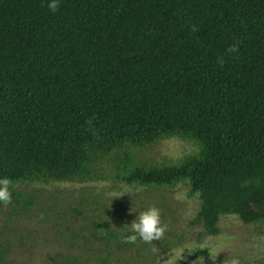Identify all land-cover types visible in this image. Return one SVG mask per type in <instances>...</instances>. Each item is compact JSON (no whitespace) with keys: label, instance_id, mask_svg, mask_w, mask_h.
<instances>
[{"label":"trees","instance_id":"16d2710c","mask_svg":"<svg viewBox=\"0 0 264 264\" xmlns=\"http://www.w3.org/2000/svg\"><path fill=\"white\" fill-rule=\"evenodd\" d=\"M47 3L0 0V177L13 196L36 184L132 189L113 206H41L29 193L24 213L53 211L59 249L48 264H158L181 236L165 228L125 243L130 227L117 218L161 208L185 182L201 201L192 226L218 235L235 214L259 228L264 0H60L56 12ZM172 137L199 151L169 166L142 157ZM8 232L0 264H21Z\"/></svg>","mask_w":264,"mask_h":264},{"label":"rangeland","instance_id":"374dc122","mask_svg":"<svg viewBox=\"0 0 264 264\" xmlns=\"http://www.w3.org/2000/svg\"><path fill=\"white\" fill-rule=\"evenodd\" d=\"M198 151L196 142L172 137L156 148L144 151L142 157L159 166H169L179 164L186 156ZM190 189L189 183H180L165 199L167 203L159 208L161 223L167 230L181 236L183 242L164 254L158 264H233L234 261L235 264H264V223L257 228L254 224H245L235 214H226L220 221V233L208 235L202 226L191 225L201 201L198 194L189 195ZM131 192V188H118L112 180L36 184L27 192L22 191V196H13L11 191V203H0V233L9 229L14 250L23 251L19 260L21 264H48L47 257L59 249L54 237L53 211L46 214L40 210L42 207L35 206L24 213L22 201L28 199L29 193L34 194L33 200L41 206L53 205L58 200L62 207H68L77 206L82 198L113 206L116 197ZM60 210L58 207L56 211ZM137 215L127 211L117 219L130 227ZM27 249H31V253H27ZM195 254L197 258L192 259Z\"/></svg>","mask_w":264,"mask_h":264},{"label":"clouds","instance_id":"9594fccd","mask_svg":"<svg viewBox=\"0 0 264 264\" xmlns=\"http://www.w3.org/2000/svg\"><path fill=\"white\" fill-rule=\"evenodd\" d=\"M60 0H48L47 7L51 12H56L59 9ZM238 44H233L226 50L228 53H237ZM217 63L223 65L224 57H217ZM12 181L10 178L0 177V203L9 204L12 201L10 186ZM165 226L161 223L160 210L156 207H149L141 211L130 223V234L123 237L125 243H135L137 238L150 242L154 239H159ZM235 264V261L233 262Z\"/></svg>","mask_w":264,"mask_h":264}]
</instances>
